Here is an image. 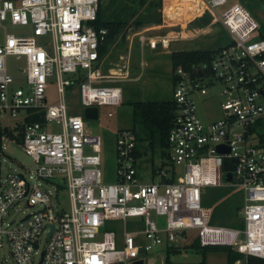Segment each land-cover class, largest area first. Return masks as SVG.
I'll list each match as a JSON object with an SVG mask.
<instances>
[{"label":"built area","instance_id":"built-area-1","mask_svg":"<svg viewBox=\"0 0 264 264\" xmlns=\"http://www.w3.org/2000/svg\"><path fill=\"white\" fill-rule=\"evenodd\" d=\"M203 2L214 11L228 0ZM97 9L98 0H0V22L32 27L31 35L6 34L0 44V116L14 123L31 114L44 117L42 124L22 125V149L36 164L32 175L12 172L0 177V247L7 246L11 264H136L138 260L144 264L146 251L163 244L177 248L180 234L188 230L195 231L200 247H229L244 258L264 259L261 25L239 2L220 15L213 13L230 40L196 71L194 67L174 71L176 114L166 156L151 164L150 181L142 182L139 140L131 128L120 129L114 137L116 180L106 184L99 169L101 137L87 132L83 111L71 114L66 102L67 93L75 90L83 109L97 107L98 118L99 107L121 104L119 88L99 85L102 77L96 65L107 30L93 27ZM47 33L52 35V53L35 41ZM138 40L142 44L149 38L139 33ZM158 41L165 47L169 39ZM8 56L25 58L26 89L13 85ZM53 74L58 100L47 104L45 89ZM214 85L221 88L224 117L203 123L195 97L206 96ZM218 146L228 152L219 153ZM85 147L92 153L87 154ZM224 162L234 166L229 181L224 179ZM177 167L182 168L180 173ZM56 178L62 186L55 187V195L40 188L39 180L51 184ZM204 187H231L240 194L241 227L210 223L212 208L202 203ZM57 189L67 191L66 208L58 202ZM21 200L33 211L8 221L10 210ZM135 217L142 218L143 229L124 228L121 245L114 231H105L97 239L105 221Z\"/></svg>","mask_w":264,"mask_h":264},{"label":"rangeland","instance_id":"rangeland-1","mask_svg":"<svg viewBox=\"0 0 264 264\" xmlns=\"http://www.w3.org/2000/svg\"><path fill=\"white\" fill-rule=\"evenodd\" d=\"M150 2H157V0H101V7L103 12V21L108 20H125L126 22L132 21L133 18L140 16H147L152 14L148 11V4ZM167 0H161L162 12L164 5L166 7ZM233 2L244 3L242 0H228L226 6L216 7L214 13L221 14L223 10ZM166 3V4H165ZM245 4V3H244ZM251 14H253L251 8L245 4ZM155 16V13H154ZM185 18H187L185 16ZM193 18V17H192ZM190 19V18H188ZM186 20V19H185ZM211 13L205 12L200 17L195 19L189 25V31L191 33H197L198 30L205 28L206 30L200 32L194 39H180L170 44L167 54H154L156 51H162L160 46L156 45V51H152L151 47L147 46L145 49V59L151 60L152 56L159 59L156 65L150 63L146 70L143 72V81L139 80L132 83L120 84L123 89L122 104L117 106H103L99 107V118L96 120L86 119L83 117L85 129L91 134H96L101 137L100 145V165L99 169L102 173L103 183H114L116 180V161H115V145L114 137L115 132L120 129L135 127L138 135L142 139V145L146 151L145 154L139 158V175L142 182L150 181V166L152 161L157 163L159 161V145L156 144L154 152L148 148V142L150 140V132L142 127L138 120L134 121L132 117L131 103L139 101L142 98L149 101H167L171 100V88L172 74H171V58L172 52L180 51H210L224 46L229 39V35L223 28L220 22L211 23ZM208 26V24H210ZM264 25V24H262ZM3 29H0V38H4L5 33L13 34L17 36H29L32 34V27L30 24L13 25L9 20L1 22ZM172 26V25H170ZM179 26V25H178ZM176 27L170 29L165 28L156 35H167L169 32H176ZM191 35V34H190ZM264 39V30L258 33ZM36 44L44 47L49 53H52L53 39L51 33L45 35L36 36ZM133 52L139 49L137 40L134 42ZM150 42L147 41V44ZM164 48L167 46V41L164 43ZM111 49L116 51L118 43L115 41L111 44ZM163 48V47H162ZM152 54V56H151ZM108 55V53H107ZM105 55L104 60L108 57ZM138 56V54L136 55ZM139 59V56H138ZM8 72L14 78V86H22L26 89L25 82V58L8 56L6 59ZM199 68L194 66V71ZM20 69V70H18ZM139 70V68H138ZM137 70V71H138ZM84 73V72H82ZM68 77H71L68 74ZM221 88L217 85L209 86L208 94L206 96H196L195 104L197 107L198 115L203 123H209L217 121L224 117L221 109L223 97L220 94ZM45 97L47 104H54L58 100V93L56 90V76L53 74L47 80V87L45 89ZM67 105L69 106V112L71 114H82L83 108L79 104L78 96L75 90L67 93L66 98ZM108 112L112 115L108 116ZM22 114V112H21ZM0 124L8 128L15 129V123L12 119H7L0 116ZM17 126V125H16ZM51 126L48 127L50 129ZM53 127V126H52ZM3 155L1 158L0 177L5 178L8 173L22 172L28 178L34 172L36 164L34 161L25 154L19 141L15 139L3 140ZM87 154L92 153L91 148L85 147ZM176 171L180 173L181 167H177ZM35 181L31 180V184ZM40 188L44 190H50L54 195L56 194L55 187L62 186L58 178L51 181V184L43 183L41 180ZM58 202L65 208L68 205L67 191L65 189H57ZM236 190L231 187H204L202 189V203L212 208V220L210 223L219 225L220 222H224L226 226H230L232 223H240L239 212L237 215L233 212V208L239 204V199L235 195ZM33 211L26 207L25 200H21L13 209L10 210L7 220L17 221L26 213ZM232 212L231 215H228ZM153 219L160 220L156 216L152 215ZM142 218H126L123 220H107L103 226L99 229L97 239H100L102 233L105 231H114L117 235V243L121 245L122 233L124 228L128 231L143 229L141 226ZM195 231L188 230L186 234H180L178 238V247L169 249L166 244L159 247H155L146 251L143 254L144 264H226V253L223 251H202V249H196L190 246ZM186 237V239H184ZM0 243H3L0 241ZM45 245L44 236L41 238L40 246L43 248ZM12 260L9 256V251L6 245L0 247V264H11ZM244 264V259H239L235 264Z\"/></svg>","mask_w":264,"mask_h":264},{"label":"trees","instance_id":"trees-1","mask_svg":"<svg viewBox=\"0 0 264 264\" xmlns=\"http://www.w3.org/2000/svg\"><path fill=\"white\" fill-rule=\"evenodd\" d=\"M143 1V0H141ZM148 11L152 14L147 16H140L138 18H133L129 23L125 20H108L103 21V12L101 7V0H98V9H97V20L93 23V27L98 30L100 28H105L107 30V35L105 41L100 45L99 48V57H103L108 48L116 40L121 42L125 41V37L129 32L136 31L142 28L158 26L162 24V2L157 0V2H150L148 4ZM155 13V16H154ZM264 30V25H261L259 30ZM262 37V36H261ZM217 50L210 51H180L171 53V72L172 78L173 73L177 68H181L185 71L193 69L194 66H200L201 64H208L212 56ZM132 107V117L134 121L138 120L142 127L150 132V140L148 142V148L151 152H154L156 144L159 145V158L163 159L165 154V148L167 147V136L169 130L172 127L173 120L176 114V106L172 100L167 101H135L131 104ZM44 123V117L42 113L40 114H31L25 118L23 122L15 123V129L2 126L0 124V169H1V158L3 155V140L4 139H15L20 142L22 138L24 123ZM17 125V126H16ZM135 133L138 140H142L138 135L135 127L131 128ZM140 154H137L139 158ZM235 195L239 199V204L235 206L233 212L237 215L242 201L239 198V193L236 192ZM232 212H229L228 215H231ZM212 220V216H211ZM210 220V222H211ZM212 224V223H211ZM220 226H226L224 222H220ZM242 223H232L228 227H241ZM191 247L196 249H202V251H223L226 253V264H235L239 259H244V264H264V259L256 257H247L244 258L242 255L233 251L229 247H200L197 237H194L190 243ZM172 249V248H169ZM203 264V262H200Z\"/></svg>","mask_w":264,"mask_h":264},{"label":"crops","instance_id":"crops-1","mask_svg":"<svg viewBox=\"0 0 264 264\" xmlns=\"http://www.w3.org/2000/svg\"><path fill=\"white\" fill-rule=\"evenodd\" d=\"M14 1H17V0H14ZM242 1L251 8L253 14H251V11L248 10V8L246 7V5L244 3H241L250 12V14L253 16V18L260 25L264 24V0H242ZM169 4H183V3H180L179 0H177V1L173 0V2H171V3L167 2L166 7ZM190 6H191L190 9L187 6H185L184 10H182L179 13L178 20H176V21H172V20L167 19L163 13L161 25L146 27V28H142V29H139L136 31L129 32L126 35L124 42H121L120 40H116V42L118 43V48L116 49V51H113L111 49L112 47L110 46L108 48L106 54H105V55H107V53H108V55H107L108 57L104 60V62H102V60L105 57V55H104L103 57H101V59L98 61L97 65H96V70H97L98 74L102 77L99 81V85H101V86H115V87L119 88L121 91V104H122L123 89H122L120 84L132 83V82H136L139 80L143 81V72H144V70L147 69L148 65L150 63H152V65H156L159 62V59L153 57L152 54H151V56H152L151 60L148 61L145 59V49L147 46L151 47L152 51H156L155 46L161 45L158 40L163 39V38H168L169 42H168L167 47L162 48L160 46L162 51H156L154 53V54H157V52H159V54H162V53L167 54V53H169L168 48H169L171 43L176 42V40H180V39H194L200 32H203L206 30L205 28H203V29L198 30L197 33H191L189 31L190 23H192L195 19L200 17L205 12L211 13V16H212L211 23L216 22L213 20L214 11L207 8L205 6L203 0H196L195 4L193 5L191 3ZM163 11L165 12V5H164ZM185 16L187 18H185ZM188 18H190V19H188ZM211 23L208 24V26L211 25ZM170 25H172V26H170ZM171 27H176L178 30L176 32H169L167 35H160V36L156 35L159 32H161V34H162L163 29H165V28L170 29ZM1 28L3 29V27L1 26V22H0V29ZM139 33L147 36L149 38L148 42H150V43L147 44V42H144L141 44L138 40V34ZM6 34H8V33H5V35ZM5 35H4V38H5ZM4 38H0V44L3 43ZM136 40H137V43L139 45V49L136 52H133V47L135 44L134 42ZM229 40H230V37L228 39V42H229ZM219 48H221V47H219ZM219 48H217V49H219ZM217 49H214V50H217ZM137 54L139 56V59H138V56H136ZM159 54H157V55H159ZM170 58H171V54H170ZM138 68H139V70H138ZM171 74H172V72H171ZM172 83H173V86L171 88L172 89L171 95H172L173 87H174L173 78H172ZM171 100H172V98H171ZM139 101H149V100H147V99L145 100V98H142ZM156 102H158V101H156ZM138 146H139V149L142 150V152L140 153V156H139V158H140L141 155L146 153V151H144L145 148L142 145V140L139 141ZM159 161H160V159H159ZM152 164H156V163L154 161H152ZM150 168H151V166H150Z\"/></svg>","mask_w":264,"mask_h":264},{"label":"water","instance_id":"water-1","mask_svg":"<svg viewBox=\"0 0 264 264\" xmlns=\"http://www.w3.org/2000/svg\"><path fill=\"white\" fill-rule=\"evenodd\" d=\"M83 117L86 119L96 120L98 118V109L97 107H86L83 109ZM217 151L219 153H225L228 152V148H225L224 146H218ZM223 169L226 171L224 174V179L226 181H229L231 177V171L234 169V166L231 165L229 162H224ZM168 182V181H167ZM28 216H26L27 218ZM52 228V226H51ZM142 253V248L139 250ZM136 264H141L142 261L138 260L135 262Z\"/></svg>","mask_w":264,"mask_h":264},{"label":"bare ground","instance_id":"bare-ground-1","mask_svg":"<svg viewBox=\"0 0 264 264\" xmlns=\"http://www.w3.org/2000/svg\"><path fill=\"white\" fill-rule=\"evenodd\" d=\"M177 1V0H174ZM180 3L183 4H169L167 7H165V16L167 19L176 21L178 20L179 13L184 10L185 6H187L189 9L191 8V3L194 5L196 0H179ZM168 3L173 2V0H167Z\"/></svg>","mask_w":264,"mask_h":264}]
</instances>
